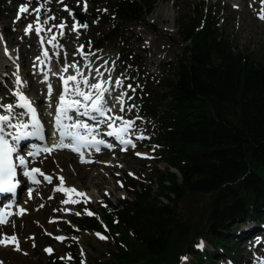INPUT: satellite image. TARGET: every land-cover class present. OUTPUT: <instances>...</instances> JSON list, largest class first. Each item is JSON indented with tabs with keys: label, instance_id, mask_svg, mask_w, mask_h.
<instances>
[{
	"label": "trees",
	"instance_id": "1",
	"mask_svg": "<svg viewBox=\"0 0 264 264\" xmlns=\"http://www.w3.org/2000/svg\"><path fill=\"white\" fill-rule=\"evenodd\" d=\"M157 2L110 0L104 12L113 26L93 42L96 52L106 42L120 43L126 67L132 53L123 30L144 19ZM220 20L204 4L196 6L177 21L184 49L167 65L170 77L152 80L140 70L136 75L137 116L148 122L155 162L167 168L154 167L142 179L124 175L131 198L115 204L105 199L96 213L92 210L95 216L74 224L107 237L106 264H181L185 255L192 257L189 264L232 259L238 242L233 226L264 222V57L258 61L240 51ZM131 66L142 65L136 59ZM186 195L209 202L191 230H178L175 204ZM198 238L212 250H199ZM69 252L74 259L75 249ZM48 264L64 263L51 256Z\"/></svg>",
	"mask_w": 264,
	"mask_h": 264
},
{
	"label": "rangeland",
	"instance_id": "2",
	"mask_svg": "<svg viewBox=\"0 0 264 264\" xmlns=\"http://www.w3.org/2000/svg\"><path fill=\"white\" fill-rule=\"evenodd\" d=\"M240 1L158 0L154 10L144 19L130 22L124 28L123 38L132 55L128 61L129 64L123 67L118 52L120 43H104V48L99 55H96L97 52L93 48V42L100 40L113 26L110 18L104 12L108 7L107 5L110 4V0H63V3L60 0H0V9L3 11V15L0 17V26L3 28L0 30V37L4 38L2 46L8 53L7 56H4L7 60H9L7 57L14 60L20 57L18 63L23 68V74L18 75L22 81L28 84L23 89L24 93L34 101L40 110L46 128L51 124L50 118L53 116L54 110L49 107L47 85L42 82L43 74L46 72L49 78L53 76V79H49V83L53 88L51 99L55 102L62 92V82L53 73H61L66 63L79 64L81 71L88 75L94 74L91 69L99 68L102 74L106 71L111 74L109 79L119 78L122 80L123 86L113 89L112 95L118 96L122 92L126 93L123 97L125 115H120L119 103L116 100H110L111 115H118L124 119L135 121L132 130L125 135L132 137L130 140L135 144L134 148L131 145L119 147L113 143L114 146L110 150L102 149L99 152H90L92 159L89 160L92 163H79L82 166H87L81 171L73 170L74 165L79 162V158L77 159L78 155H74L70 151L65 152H69L71 158L46 153L44 156L33 160L32 168H38L45 174L52 176L53 183L45 182L40 187L34 188L32 196L35 201L32 204V216H26L22 220H10L8 225L0 228L1 237L3 234L8 236L15 234L20 237V250H16L11 245L9 250L3 251L8 261L1 262L5 258V254L2 252L4 255L1 254L0 256V264H48L51 256L64 264H75V260L79 264L82 262L83 264L107 263L108 257L104 255L108 246L103 244L105 240L98 238L97 233L79 231L77 225L74 224L85 216L88 218L95 216L99 203L105 199L115 204L120 199L131 198L124 190V175L134 179H142L146 178V173L153 170L154 167L161 172L167 168L165 164L156 163L154 160L157 157L155 154L156 147L149 136L148 122L138 119L137 102L132 98L133 91L127 85L130 84L133 88V85L138 81L136 75L139 70L146 73L152 80L170 77L167 65L177 62L183 55L184 49L177 21L181 16L192 14L195 7L202 4H204L205 10L212 14H218L221 18L219 26L226 34L232 35L240 51L251 53L256 60H261L264 57V21L257 18V12L261 5L259 0H252L249 2V7H246L243 6L244 3L240 4ZM85 2L88 5L86 11L83 7ZM252 2L255 3L254 8H252ZM237 5L238 7H234ZM21 6H27L28 11L20 13L19 8ZM37 7L41 9L42 16L34 11ZM65 7L68 11L64 10ZM71 10L83 17L87 27L78 22ZM163 13L165 16L161 21L159 19ZM37 15L40 17V27L43 29L39 36L35 31ZM49 17H55V19H49ZM46 19L47 23H44L43 21ZM61 23L65 25L63 35L60 34L61 29L57 27ZM29 24L33 26V30L26 34L25 28ZM73 25H76L77 30H73ZM53 36H55V40L52 39ZM157 39L161 44L159 46L152 45V41ZM20 42L23 43L21 48L18 44ZM81 45L84 46L86 54L94 53V55L81 57L77 51ZM160 46L161 50H164L162 58L152 57V52H155V48ZM45 51L48 52V56L44 57L43 64L49 65L47 68H43V64L36 60L37 57L43 60L41 58ZM136 59L141 62L140 68L131 66ZM16 62L11 61L10 64L13 63L11 68L8 67L5 71L10 82L14 77L12 70ZM85 64L89 65V68H84L83 65ZM24 66L26 67L24 68ZM71 71L72 69L69 70V74L72 73ZM103 77L104 75L98 80L102 81ZM109 86L111 85L105 84V87ZM13 92L9 90L11 98L5 103L13 102ZM3 94L0 93V101ZM129 108L131 110H127ZM116 123L119 125L120 122L116 121ZM138 136L146 138L138 140L136 139ZM117 143L119 144V141ZM124 148L127 150H122ZM136 153H142L150 158L138 156ZM79 172L87 174V179L78 180L77 173ZM177 176L179 178L177 183H180V176L178 174ZM59 177L65 178L63 186L73 187L77 191L83 192L87 202H85V197H77L73 194L72 200L79 202L72 203L73 210L66 212V204L64 203L66 195L62 191L54 190L60 186ZM25 193L26 191L22 193L21 201L17 206L21 205L22 202L26 203ZM161 201L167 203L162 198ZM208 202L207 197L186 195L176 203L175 208L177 207L179 210V218L175 224L178 230H187L189 226H191V230L193 225L202 217ZM88 212L93 213V215H88ZM99 223L103 226L101 221ZM232 229L233 235L238 237L237 246L232 252L233 258L226 260L224 257L217 256L215 260L203 261V264H231V262H233L232 264H264V253L258 251L261 253L259 254L257 252L256 246L260 242L254 236L259 233L264 236V225L254 220H248L245 224L233 226ZM70 232L77 233L71 235ZM56 237H64V239L59 241ZM263 243L261 242L258 248L264 246ZM201 244L202 247L199 246ZM196 245L201 250H212L205 238H198ZM48 248L52 249L51 254L45 251ZM71 249H75L74 259L69 252ZM191 259L190 255H185L181 264H189Z\"/></svg>",
	"mask_w": 264,
	"mask_h": 264
},
{
	"label": "snow or ice",
	"instance_id": "3",
	"mask_svg": "<svg viewBox=\"0 0 264 264\" xmlns=\"http://www.w3.org/2000/svg\"><path fill=\"white\" fill-rule=\"evenodd\" d=\"M63 3V0H60ZM261 8L257 12V18L264 21V0H259ZM251 6V5H250ZM84 10H87V3L85 2ZM234 7H238L234 6ZM68 11L67 7L64 9ZM28 11L27 6H21L19 8L20 13H25ZM37 14L40 13L41 9L39 7L34 10ZM71 14V13H70ZM19 19V16L17 17ZM49 19H55V17H49ZM47 23V19L43 21ZM61 29V35H63V29L65 25L61 23L57 26ZM87 27V25H84ZM33 30V26L31 24L27 25L25 28V33ZM73 30H77L76 25H73ZM36 34L39 36L40 32L43 29L40 27V17L37 15L36 18ZM51 31V29H48ZM55 40V36L52 37ZM81 57L86 55H94V53L86 54L84 52V46L81 45L77 49ZM7 50H5L4 55L7 56ZM44 57L48 56V52L43 53ZM37 60L43 64V61L37 57ZM84 68H89V65H83ZM69 69H72V73L69 74ZM94 73L91 77L88 76L86 72H82L80 69V65L77 63L65 64L62 68L61 73H53V75L57 76L59 81L62 82V92L58 95L57 100L55 102L52 101L53 88L51 83H49L48 74L45 72L43 74V83L47 85V95H48V103L49 107L52 108L54 115V127L58 131V139L59 143L54 144L52 147L44 148L41 151L47 154H51L56 150H70L73 153L79 154L80 163H92V161L85 159L82 149L84 148H95L97 152L100 151L99 146L103 145L105 148H111V145L106 144L103 140H97L94 136H92L93 129L89 127L88 124L81 123L78 121H73L71 124H65V121L73 120L72 115L70 113H76L80 116H87L91 120L99 119L100 124H105L111 131L107 132V135L112 137L114 136L117 141L121 145H131L133 148L135 144H133L132 140L126 139L125 135L132 130L135 121L124 119L118 115H111L112 105L110 104V100H116L119 103V110L121 112L125 111V100L124 96L126 93H121L118 96L112 95V88L105 87V84L114 85L117 87L123 86V81L119 78L109 79L108 77H103V80H98L97 77H102L103 74L100 72L99 68L91 69ZM15 84L17 86V91L13 92L12 95L18 101L15 107H19L24 109L31 116L32 124L31 127L35 129L37 132L40 130V121L37 119V109L33 107V101L30 97L23 92L25 88V82L17 75L15 79ZM129 89L135 91L132 86L127 85ZM127 110H131L130 108ZM4 111L7 113L6 115H0V193H13L17 188V184L14 183V179L17 175L15 161L24 169L23 175L28 178L33 184H39V180H37V175L43 177V180L48 182L49 184L53 183V177L45 174L38 168H28L26 167V160L22 155H15L17 153V148L13 146V144H18L21 139L26 138L28 136L33 135V133L24 132L21 134L20 130L29 127L26 123H20L19 125H14L10 122V117L13 113V105L8 104L4 106ZM94 114V115H93ZM139 119V117H138ZM116 121H119V125H116ZM5 126L16 129L15 134L12 136L13 144H10L9 141L5 138ZM79 129H83L87 135L81 134ZM91 136V140L89 137ZM144 136H138L136 139H145ZM122 150H127L126 148ZM29 156L34 155V153L29 152ZM138 156H143L144 158H150L144 156L142 153H136ZM132 175V173H129ZM60 187H57L56 191H62L67 195H75L77 197H85L83 192L77 191L73 187L65 188L63 185L65 184V178L59 177ZM123 187V185H121ZM29 198H32V192L28 193ZM77 200L65 199L64 203H78ZM85 202H87V198L85 197ZM13 206L11 204L5 205L3 208H0V226L6 225L10 223V220L7 219L11 213L8 211ZM18 214L24 215L26 214V209L20 207L18 208ZM79 214V213H77ZM88 215H93V213L88 212ZM100 239H107V237L97 234ZM57 240L63 241L64 237H56ZM0 244H4L5 246L12 245L19 249V241L15 234L12 236H8L7 234H3L0 237ZM202 247L203 245H199ZM45 251L51 254L52 249L48 248ZM83 264V262H82Z\"/></svg>",
	"mask_w": 264,
	"mask_h": 264
},
{
	"label": "bare ground",
	"instance_id": "4",
	"mask_svg": "<svg viewBox=\"0 0 264 264\" xmlns=\"http://www.w3.org/2000/svg\"><path fill=\"white\" fill-rule=\"evenodd\" d=\"M252 0H241L240 1V4H243L244 3V5L243 6H246V7H249V2H251ZM252 4V8H254L255 7V3H251ZM244 10V9H243ZM246 10H248V8H246ZM252 12V11H251ZM163 16H165V13H163V15H161V17H160V19L159 20H161V21H163ZM254 23H256V22H254ZM3 28L0 26V30H2ZM156 39V38H155ZM2 41H4V38H1L0 37V93H4L3 94V98L1 99V101H0V112L2 113V115H6L7 113L4 111V106H7L8 104H12L13 105V113H12V115H11V117H10V122L12 123V124H14V125H19L20 123H26V124H29L30 123V120L29 119H31L30 117V114H28L24 109H22V108H19V107H15V105L18 103V101L15 99V97H14V100H13V102H10V103H5V101H10V98H11V96L9 95V90L10 91H17V86H16V84H15V79H16V77H17V75L18 74H23V68L20 66V64L18 63V60H19V58L20 57H18V59H16V60H14V59H12V58H10V57H7L9 60H7L6 59V57L4 56V52H5V48H3V46H2ZM150 42V41H149ZM149 42H147V43H149ZM153 43H151L152 45H155V46H159V44H161L160 42H159V39H157V40H154V41H152ZM19 44V48H21L22 46H23V43H18ZM150 44V43H149ZM148 45V44H147ZM150 46V45H149ZM162 46V45H161ZM161 46L159 47V48H155V52H152V54H153V56L152 57H155L156 56V58L157 59H160V58H162V56H163V51L164 50H161ZM146 48V47H145ZM166 48V46L164 47V49ZM153 49V48H152ZM144 50V49H143ZM145 52V51H144ZM148 60H149V58H148ZM154 60V59H153ZM11 61H13V63H14V61H17L15 64V66L13 67V70H12V74L14 75V77H13V79H12V81L10 82L9 80H8V75L5 73V71H6V68H8V67H10L11 68V66H12V64L13 63H11L10 64V62ZM160 62V61H159ZM26 66H24V68H25ZM43 68H45V64H43ZM21 69V70H20ZM69 70H71V69H69ZM72 72V71H71ZM5 73V74H4ZM71 74V73H70ZM93 74H89L88 76L89 77H91ZM104 77H109V76H111V74H109L108 73V71H106V72H104ZM50 76V75H49ZM53 77V76H52ZM52 77H50V78H52ZM49 78V79H50ZM99 77H97V79H98ZM100 78H102V77H100ZM53 79V78H52ZM59 80V79H58ZM61 82V81H60ZM6 83H8V84H6ZM62 84V83H61ZM25 85L27 86L28 84L25 82ZM31 85V84H30ZM29 85V86H30ZM26 86H25V88H26ZM110 88H112V92H114L113 91V89H117L118 87L117 86H114V85H111V86H109ZM23 92H24V90H23ZM56 92V91H55ZM33 101V100H32ZM34 102V101H33ZM33 107H35L36 109H37V112L38 111H40L39 109H38V107H36V104L35 103H33ZM117 112V111H116ZM72 114H76V113H72ZM94 115V114H93ZM120 115H122V116H124L125 115V113L124 112H121L120 113ZM77 116H80V115H78L77 114ZM87 118H89V117H87ZM51 120H52V123H53V121H54V115L50 118ZM99 119H101V118H99V117H97V120H91V119H87L88 121H89V123L92 125V128H93V132H92V136H94L97 140H103L104 142H109L111 139L113 140V141H116V142H118L116 139H115V137L114 136H112V137H110V136H108L107 135V132L108 131H111L112 129H109L105 124H100L98 121H99ZM55 122V121H54ZM71 123H73V121H71V120H69V121H65V124H71ZM116 123V122H115ZM116 125H118L117 123H116ZM30 126V125H29ZM7 128V130L10 132V133H13V132H16V129H14V128H11V127H6ZM100 129H102L101 131H99ZM104 129V130H103ZM21 130H24V129H21ZM82 134H85V132L83 131L82 132ZM87 134V133H86ZM125 138H127V137H125ZM89 139L91 140V137H89ZM56 143H59V141L57 140V142H51V143H46L45 145L47 146V147H52L54 144H56ZM119 145H121L120 143H119ZM113 147L111 146V148H109L108 150H110V149H112ZM30 150H32V149H30ZM89 149L88 148H86L85 150H83L82 152H83V155H84V157L86 158V159H92L91 158V153L89 152V153H87V151H88ZM90 150H94L93 152H95L96 150H95V148H91ZM58 151H61V152H59L58 153ZM65 151H67V149H65V150H56V151H54L53 153H51V155H56V154H59L60 156H63V157H67V158H71L72 156L69 154V152L67 153V152H65ZM44 154H46V153H44V152H40L39 151V153L37 154V156L39 155V157H41V156H44ZM35 156V155H34ZM33 156V157H34ZM32 157V158H33ZM77 157V156H76ZM74 158V157H73ZM79 158V159H78ZM77 159L78 160H80V157H77ZM80 163V161L77 163V164H75L74 165V168H73V170H76V172H77V170H82V169H84L85 167H87V166H82L81 164H79ZM87 177H88V175L87 174H85L84 172H79V173H77V179L78 180H80V179H87ZM57 187H60V186H57ZM63 187H65V188H67L66 186H63ZM65 194V193H64ZM66 195V198L65 199H72L73 197V195H67V194H65ZM25 198H26V203H21V205H18V206H16V207H14L13 206V208L12 209H9L8 211L10 212V213H12L11 214V216H10V218H9V220H13V219H17V220H22L23 218H25L26 216H32V204L34 203V198H33V196H32V198L30 199L29 198V196L28 195H25L24 196ZM20 207H22V208H24V209H26V214H24V215H19L18 214V208H20ZM12 210H13V212H12ZM73 210V205H72V203H69V204H66L65 205V211L66 212H70V211H72ZM6 225H8V224H6ZM5 225V226H6ZM4 226H0V228H3ZM20 234H22V233H20ZM1 237V236H0ZM17 238H18V241H19V243H20V237H19V235H17ZM261 242H263V241H260V243L256 246V248H257V252L259 251V252H262V253H264V246H261L260 248H258L260 245H261ZM10 246L11 245H8V246H5L4 244H0V256H1V254H3L4 252L3 251H5V250H9L10 249ZM3 252V253H2ZM258 252V253H259ZM5 254V253H4ZM3 254V255H4ZM257 254V253H256ZM259 254H261V253H259ZM261 256V255H260ZM7 258V256H6V254H5V258L4 259H2V261L1 262H7L8 260L6 259Z\"/></svg>",
	"mask_w": 264,
	"mask_h": 264
},
{
	"label": "water",
	"instance_id": "5",
	"mask_svg": "<svg viewBox=\"0 0 264 264\" xmlns=\"http://www.w3.org/2000/svg\"><path fill=\"white\" fill-rule=\"evenodd\" d=\"M78 19L81 21L82 24H84V20L81 16L77 15Z\"/></svg>",
	"mask_w": 264,
	"mask_h": 264
}]
</instances>
